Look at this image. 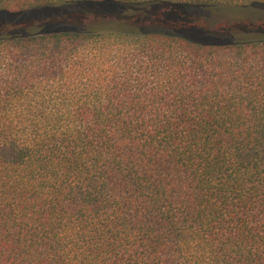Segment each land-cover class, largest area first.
<instances>
[{
  "label": "trees",
  "instance_id": "16d2710c",
  "mask_svg": "<svg viewBox=\"0 0 264 264\" xmlns=\"http://www.w3.org/2000/svg\"><path fill=\"white\" fill-rule=\"evenodd\" d=\"M0 264H264V35L0 33Z\"/></svg>",
  "mask_w": 264,
  "mask_h": 264
},
{
  "label": "rangeland",
  "instance_id": "374dc122",
  "mask_svg": "<svg viewBox=\"0 0 264 264\" xmlns=\"http://www.w3.org/2000/svg\"><path fill=\"white\" fill-rule=\"evenodd\" d=\"M143 26L195 39L222 40L231 36L264 35V3L200 7L185 3H124L112 0L65 2L19 12H0V33L35 28L93 25L118 16Z\"/></svg>",
  "mask_w": 264,
  "mask_h": 264
}]
</instances>
